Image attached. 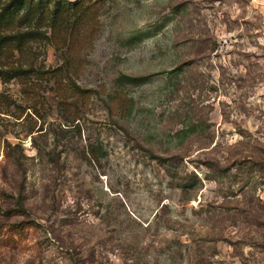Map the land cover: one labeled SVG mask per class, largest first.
<instances>
[{"label":"rangeland","instance_id":"1","mask_svg":"<svg viewBox=\"0 0 264 264\" xmlns=\"http://www.w3.org/2000/svg\"><path fill=\"white\" fill-rule=\"evenodd\" d=\"M0 264H264V0H0Z\"/></svg>","mask_w":264,"mask_h":264},{"label":"trees","instance_id":"2","mask_svg":"<svg viewBox=\"0 0 264 264\" xmlns=\"http://www.w3.org/2000/svg\"><path fill=\"white\" fill-rule=\"evenodd\" d=\"M14 73L16 76L20 77V76L26 74V71H23L22 69H18L16 71H14ZM145 80H146V78H137V77L121 75L118 78L117 83L121 87H123V86H137Z\"/></svg>","mask_w":264,"mask_h":264}]
</instances>
